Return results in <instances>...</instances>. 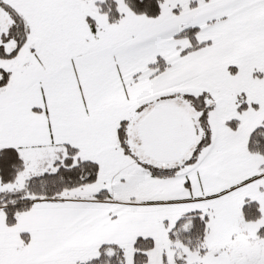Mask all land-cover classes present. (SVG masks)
I'll return each mask as SVG.
<instances>
[{
    "label": "snow or ice",
    "instance_id": "obj_1",
    "mask_svg": "<svg viewBox=\"0 0 264 264\" xmlns=\"http://www.w3.org/2000/svg\"><path fill=\"white\" fill-rule=\"evenodd\" d=\"M0 264H264V0H0Z\"/></svg>",
    "mask_w": 264,
    "mask_h": 264
}]
</instances>
